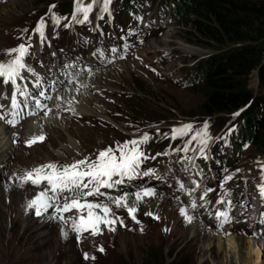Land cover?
<instances>
[{
  "label": "rangeland",
  "instance_id": "374dc122",
  "mask_svg": "<svg viewBox=\"0 0 264 264\" xmlns=\"http://www.w3.org/2000/svg\"><path fill=\"white\" fill-rule=\"evenodd\" d=\"M36 1L13 0L0 5V59L5 55L4 50L14 48L18 41L28 40L33 23L47 17L46 6L57 8L73 0H45L40 4ZM150 1L153 0H141L137 7L147 17H156L161 34L152 40V44L149 42L131 53L126 61L100 70L105 74L103 84L99 85L102 92H93L97 103L92 113L83 116V122H77L78 114L59 109L65 115L62 116L63 123L48 127L43 133L46 137L43 143L32 148L25 147L28 137L21 134L23 124L17 131H8L12 139L11 151L5 161H0V264L229 263L227 251L222 254L217 248L203 258L202 248L208 237L202 239L201 235L193 242L192 234L179 239L178 233L173 232L174 217L168 216L174 210L170 202L184 205L172 196L170 186L159 190L157 194L162 197L152 199L149 207L139 205L136 219L124 206L111 205L112 214L119 218L116 230L109 231L101 225L103 234L92 236L85 233L78 243L69 224L56 218L52 209L36 216L35 210L27 207L39 190L15 187L7 179L8 174L23 176L26 171L49 162L64 165L84 157L95 158L98 151L115 147L117 142L137 138L145 132L156 136L158 130L159 136L164 133L170 136L172 128L192 124V136L207 124V134L212 142V138L221 132L236 131L240 124L239 110L214 117L203 116L198 111L203 102L201 91L186 86L188 71L193 64L220 54L228 45L222 46L194 30L195 16L176 20L170 12L171 0ZM90 2L83 0L85 5ZM122 4L123 0H112L110 11L117 10ZM109 18L111 15L106 14L103 20ZM15 27H18L15 33L9 35ZM260 60V64L247 75L254 98L264 95V84L260 79L264 53ZM111 91H119L122 96ZM227 153L224 157L229 160L226 172L231 174L233 190L237 193L238 186L242 191L247 187L243 196L250 200V190L260 192L264 189V148L249 147ZM212 169L219 180L223 170ZM131 199L134 200V196ZM147 210H153L159 218L145 215ZM180 223L184 224L183 221ZM177 227L180 228V224ZM64 232L68 235L65 236ZM100 248L104 251L101 252ZM84 253H88L90 259L85 260Z\"/></svg>",
  "mask_w": 264,
  "mask_h": 264
},
{
  "label": "snow or ice",
  "instance_id": "6c2138e0",
  "mask_svg": "<svg viewBox=\"0 0 264 264\" xmlns=\"http://www.w3.org/2000/svg\"><path fill=\"white\" fill-rule=\"evenodd\" d=\"M111 3L112 0H91L90 3L85 5L83 0H75V8L71 20L64 27L68 28L75 25L92 23L90 13L93 12L94 8L98 9L97 19H104L105 13L110 16L111 11L109 6ZM51 22L53 27H58L61 24V18L53 14ZM47 26L46 20L41 18L33 29L34 34L41 43L47 41ZM32 47V43L22 42L17 47L4 50L5 55L9 58L0 61V79H2L5 87L8 85L12 87L11 95L7 92H0V101H7L6 104L0 103V121L13 127L20 123L21 114L25 110H28L27 114L29 116L43 112L45 117L54 111L53 107L43 102L53 99L48 94V88L43 86V75L29 63L32 57ZM111 51L115 53L117 49L112 48ZM30 77L34 78V82L29 79ZM69 82L72 81L70 80ZM56 83V81H53L49 87H52ZM58 98L63 99V97ZM67 103L71 105L73 101L68 100ZM54 107L59 109L60 105L56 104ZM72 111L75 110L72 109ZM8 117L11 118L9 119ZM192 132L193 125L184 124L180 127L172 128L170 136L169 133H164L163 135L171 140H176L186 137ZM156 135H160L158 130ZM152 138L149 133L145 132L137 138L126 140L122 143L117 142L115 147L109 146L98 151L95 158L84 157L64 165L49 162L26 171L23 176L16 178L20 181L21 186L29 184L37 188H40L42 185L44 186L35 198L28 202L27 207L34 209L36 216H41L44 212L52 209L57 214L56 218L66 225L70 224V229L76 234L78 243L85 233H90L92 236L103 234L101 225L109 231H115L119 218L112 214L111 205H115L116 207L124 206L128 214L133 219H136L135 213L138 211L139 204L143 203L145 198L156 197L158 194L154 187H144L142 190L131 194L124 193L112 197L108 196L102 189H115L123 185L127 180H134L139 176L156 174L154 169L141 170L147 160L155 159V157H149L143 148ZM45 139L46 137L43 134L36 135L28 139L26 143L30 147L36 143L43 142ZM209 139L207 124H205L202 130L196 132L195 135H192L185 142L183 148L175 149V151H183L185 153L190 150L197 151V149L191 147L192 141H197L200 145L198 154L207 159L205 150ZM231 179V176L225 177V183L231 181ZM210 191L212 190H206L205 195ZM260 191L261 195L264 196V189ZM228 194L230 195V193ZM133 196L134 200L131 199ZM90 197L93 199L90 200ZM98 197H105L107 202L98 200ZM219 202L225 203V201ZM193 207H195V204ZM179 211L188 222L193 220V216L188 215L184 208H181ZM67 213L75 214L66 216L65 214ZM145 215L159 218L151 210H147ZM217 218L222 219V223L230 221V217L226 211L218 212ZM261 223H264V220ZM121 226H123L122 223ZM64 235L67 236L68 233L64 232ZM99 250L101 252L104 251L103 248ZM84 259H90L88 253H84ZM91 259H95V257H91Z\"/></svg>",
  "mask_w": 264,
  "mask_h": 264
},
{
  "label": "trees",
  "instance_id": "16d2710c",
  "mask_svg": "<svg viewBox=\"0 0 264 264\" xmlns=\"http://www.w3.org/2000/svg\"><path fill=\"white\" fill-rule=\"evenodd\" d=\"M171 12L176 20L197 17L192 23L194 30L228 45L188 71L186 86L199 89L203 95L199 113L214 117L239 110L234 146L241 151L264 148V95L253 97L247 77L264 53V0H172ZM260 79L264 84V64ZM153 139L161 141L163 137Z\"/></svg>",
  "mask_w": 264,
  "mask_h": 264
},
{
  "label": "bare ground",
  "instance_id": "6f19581e",
  "mask_svg": "<svg viewBox=\"0 0 264 264\" xmlns=\"http://www.w3.org/2000/svg\"><path fill=\"white\" fill-rule=\"evenodd\" d=\"M104 76L105 74L103 72L97 70L85 75L82 78L81 84L80 82H78L72 86H67L60 89L59 92L56 95H54L52 99L51 107L54 108L53 113H50L47 117H45L44 115L41 116L39 115L36 118L28 120L23 124V128L21 129L22 130L21 134L26 135V137L30 139L32 136L41 135L45 133L47 131V128L50 127L51 125L62 124L63 117H65V115L60 113L59 109H64V110L67 109L70 111V114L72 113L78 115H85V114L88 115L92 113L93 106L94 104L97 103L95 101L96 98L92 94H90L87 90L82 89L81 86L93 85L99 88L103 84ZM58 97H63V99H59ZM68 100H72L73 103L69 105L67 103ZM56 104L60 105L59 109H56L54 107ZM72 109H74L75 111H72ZM11 141L12 139H10V135L8 131L0 125V161L1 162L5 161L6 156L11 151ZM156 197L161 198L162 196L158 194ZM156 197L145 198L144 202L139 205L149 207L152 202V199ZM170 203L171 206H173L174 210L171 211V213L168 216L171 219L172 217H174L173 221H174L175 230L173 232L178 233L179 239L186 238L188 234L193 235V239H192L193 242L197 240L198 237L201 235H203L202 239L208 237L204 247L202 248L203 258H205L212 251L213 248H217V250L222 254H225V251H227L228 254L227 259L229 263L226 264H264L263 239H260L259 237L258 238L255 237L251 240H246L244 237L239 238L240 236H230L228 238H223L220 236H216L212 233H206V232L203 233L200 230L201 229L200 225L198 224L194 215H193V220L191 221L192 223H190L186 220L184 216L181 215L179 211L181 208H184L187 214L189 215L187 209L184 206L178 204L177 202H170ZM250 204H248L247 202L245 208L247 207L249 208ZM181 221H183L184 224H181L180 223ZM178 223L181 226L180 228L177 227L179 226Z\"/></svg>",
  "mask_w": 264,
  "mask_h": 264
},
{
  "label": "clouds",
  "instance_id": "9594fccd",
  "mask_svg": "<svg viewBox=\"0 0 264 264\" xmlns=\"http://www.w3.org/2000/svg\"><path fill=\"white\" fill-rule=\"evenodd\" d=\"M196 65V64H195Z\"/></svg>",
  "mask_w": 264,
  "mask_h": 264
}]
</instances>
